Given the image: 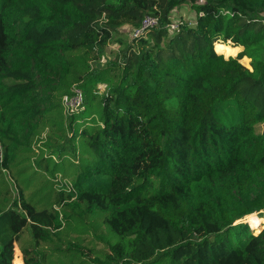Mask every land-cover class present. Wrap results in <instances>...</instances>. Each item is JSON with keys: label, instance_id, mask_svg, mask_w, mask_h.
Wrapping results in <instances>:
<instances>
[{"label": "trees", "instance_id": "1", "mask_svg": "<svg viewBox=\"0 0 264 264\" xmlns=\"http://www.w3.org/2000/svg\"><path fill=\"white\" fill-rule=\"evenodd\" d=\"M243 7L264 0H0V264H264V15ZM145 17L154 38L99 66Z\"/></svg>", "mask_w": 264, "mask_h": 264}, {"label": "rangeland", "instance_id": "2", "mask_svg": "<svg viewBox=\"0 0 264 264\" xmlns=\"http://www.w3.org/2000/svg\"><path fill=\"white\" fill-rule=\"evenodd\" d=\"M227 4H232L234 6H240L241 4L237 1H227L225 2ZM242 6V5H241ZM245 10L248 11H255L258 12L260 15H264L263 11H260L258 9H250V8H246L243 7ZM195 12L194 10L191 9L190 5L186 2L183 3L181 5L176 6L170 13L169 15V22L172 23H176V22H184L187 23L189 25H193L192 23L195 21ZM141 26V24H140ZM140 28H136L132 25L131 22H129V20L127 19H123L120 21V25L117 27L116 31L113 32L111 40L109 42V44L106 46L105 51L102 55V57L100 59L97 60V64L99 66H103L107 61H116L120 59V56L122 54V52H124L127 48V46L129 44H132L136 47L137 46V42L134 41L133 39H135L134 34L137 30H139ZM168 30V29H167ZM143 32H141L139 36L142 35ZM156 33V29H152L150 30V32H148L147 34H145L147 37L149 38H154ZM178 31H170L168 30L166 32V35L163 36V40H162V44L161 47L166 45V48L163 49V51H161V55L164 59H162V63L159 64V67H163L166 63L167 60L170 59V46L168 44L170 38H174L175 35H177ZM164 35V34H163ZM178 38H175L174 41L178 42V44H175L178 47V51H180V49L183 50H187L190 51L194 48V45L192 44V42L194 41L193 37L188 36L186 33L182 34L180 36H176ZM217 42H221L220 40H218ZM161 43V42H160ZM173 47V45H171ZM170 47V48H169ZM213 48H214V44H213ZM136 51V49H134ZM242 48H240V50L238 51L241 52ZM238 53L235 55V57L238 55ZM240 63L246 68V69H251V65H250V61L246 60V58H242L240 60ZM99 90L102 91L104 90V86L100 85ZM264 130V123L260 124V126L257 128V132H262ZM257 215V214H255ZM252 216L254 217V220H261L258 218V216ZM263 223L264 220L262 219L261 223L262 224V228H263Z\"/></svg>", "mask_w": 264, "mask_h": 264}, {"label": "built area", "instance_id": "3", "mask_svg": "<svg viewBox=\"0 0 264 264\" xmlns=\"http://www.w3.org/2000/svg\"><path fill=\"white\" fill-rule=\"evenodd\" d=\"M158 25V18L157 17H145L141 21L140 29L137 30L134 34V37H137L141 32H144L145 30L152 29L153 27H156ZM181 25V22L172 23L169 22L166 25V28L170 31H178L179 27ZM82 103V96L81 92L78 89H73V95L70 97H63L62 98V105L64 107L65 113H69L72 110H75L78 108Z\"/></svg>", "mask_w": 264, "mask_h": 264}, {"label": "water", "instance_id": "4", "mask_svg": "<svg viewBox=\"0 0 264 264\" xmlns=\"http://www.w3.org/2000/svg\"><path fill=\"white\" fill-rule=\"evenodd\" d=\"M224 57V56H223ZM229 57H231V56H229ZM229 57H227V58H229ZM225 59H226V57H224Z\"/></svg>", "mask_w": 264, "mask_h": 264}, {"label": "bare ground", "instance_id": "5", "mask_svg": "<svg viewBox=\"0 0 264 264\" xmlns=\"http://www.w3.org/2000/svg\"><path fill=\"white\" fill-rule=\"evenodd\" d=\"M225 57V56H224ZM229 57V56H228ZM232 57V56H231ZM235 57V56H234ZM227 58V57H226Z\"/></svg>", "mask_w": 264, "mask_h": 264}]
</instances>
